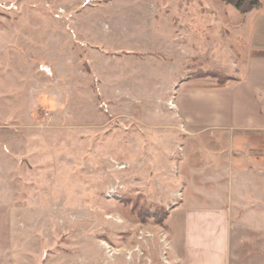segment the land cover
I'll use <instances>...</instances> for the list:
<instances>
[{
	"label": "rangeland",
	"instance_id": "1",
	"mask_svg": "<svg viewBox=\"0 0 264 264\" xmlns=\"http://www.w3.org/2000/svg\"><path fill=\"white\" fill-rule=\"evenodd\" d=\"M260 1L0 0V264H174L169 142L190 178L208 152L176 90L264 54Z\"/></svg>",
	"mask_w": 264,
	"mask_h": 264
},
{
	"label": "crops",
	"instance_id": "2",
	"mask_svg": "<svg viewBox=\"0 0 264 264\" xmlns=\"http://www.w3.org/2000/svg\"><path fill=\"white\" fill-rule=\"evenodd\" d=\"M256 26L250 43L264 51V22ZM214 70L233 80L219 85L207 77L176 90L178 120L196 139L187 143H205L208 152L194 147L202 166L190 178L180 167V137L169 142L171 159L176 152L179 159L168 167L176 168L168 187H159L165 205L174 206L167 212L170 255L174 264H264V54L234 73ZM186 189L199 205L188 204L180 234Z\"/></svg>",
	"mask_w": 264,
	"mask_h": 264
},
{
	"label": "trees",
	"instance_id": "3",
	"mask_svg": "<svg viewBox=\"0 0 264 264\" xmlns=\"http://www.w3.org/2000/svg\"><path fill=\"white\" fill-rule=\"evenodd\" d=\"M228 2L241 14H248L254 10H259L260 8H262V3L260 0H228ZM207 77L216 79L219 85H225L228 81L233 80L231 77L217 70H209L208 72H200V74L197 76V79L200 80V79H205ZM204 83L206 82H196L194 84H204ZM206 84H211V83H206ZM147 211L148 209L144 210L145 214H147L146 213ZM163 219L164 218H160L158 221L161 222L163 221Z\"/></svg>",
	"mask_w": 264,
	"mask_h": 264
}]
</instances>
